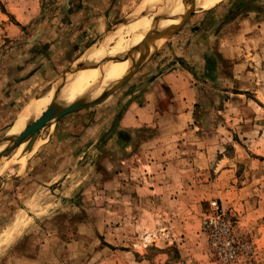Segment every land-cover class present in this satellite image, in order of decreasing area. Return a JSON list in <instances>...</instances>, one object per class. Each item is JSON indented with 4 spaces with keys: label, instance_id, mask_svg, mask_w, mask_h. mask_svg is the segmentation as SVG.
<instances>
[{
    "label": "rangeland",
    "instance_id": "obj_1",
    "mask_svg": "<svg viewBox=\"0 0 264 264\" xmlns=\"http://www.w3.org/2000/svg\"><path fill=\"white\" fill-rule=\"evenodd\" d=\"M165 2L0 0V264H95L127 249L179 264V243L200 264H264V0L196 6L182 23L184 5L105 100L8 149ZM125 114L148 120L123 131Z\"/></svg>",
    "mask_w": 264,
    "mask_h": 264
},
{
    "label": "bare ground",
    "instance_id": "obj_2",
    "mask_svg": "<svg viewBox=\"0 0 264 264\" xmlns=\"http://www.w3.org/2000/svg\"><path fill=\"white\" fill-rule=\"evenodd\" d=\"M143 1V0H142ZM166 0H144V2L150 6V7H154V6H159V4H161L165 9L167 8V2H165ZM172 2H175L174 4H172V6H169V12H171L172 14L170 15V17H167L168 21L166 22L164 19L162 20H159V21H156L153 20V17L150 18H146L145 20H142L141 22H139V19L137 22L139 23H134L133 25H131L126 34L129 33L131 38H130V41L132 42L130 45H127V46H122L121 43H118L116 44L115 47H113L112 51H110V54H119V53H123V52H126V53H129V52H132V50L134 51L132 55L136 56L135 58H133L132 60L131 59H127V60H124V61H109V63L106 64V66H102V67H99L98 69H100V71L98 70L97 73L99 74H90L89 76V73H87V76H85L84 78L82 77L83 75L85 74H78L80 76H77V81H73V80H70V81H73V82H68V84L63 87V90L65 91L68 87V89L66 90L64 96L61 98L62 99V105H72L75 101L77 100H89L90 99H93L94 97L96 96H99L101 93H105L106 90L108 89V86L110 85V83L112 82L113 78H112V74H110L111 72L114 71V73H120V77H118L117 79H114V82L119 80L120 78H122L124 76V74L127 72H129V70L132 68V66L135 64V62L137 61L139 55L141 54L140 51H141V46H142V43L143 41L146 40V37L149 33V31L153 28H155V25H157L159 28H165V27H170L172 25L175 24V21H173V19H176V13L181 11L183 12V9H184V5H185V0L181 1V2H178V4H176L177 2L175 0H171ZM221 0H193V6H201L203 8H211L213 6H215L217 3H219ZM224 1V0H223ZM171 4V3H170ZM143 5V4H142ZM160 5V7H161ZM146 6V5H145ZM139 7V6H138ZM141 7V5H140ZM149 7V8H150ZM159 7V8H160ZM148 8V7H147ZM188 8V7H186ZM145 9V7H144ZM156 9V8H155ZM151 10V9H149ZM161 10V9H160ZM148 11V10H147ZM145 12V11H144ZM156 13H159V12H156ZM155 13V14H156ZM149 14V13H148ZM147 14V15H148ZM154 14V12H153ZM152 14V15H153ZM141 15V14H140ZM158 15V14H156ZM154 16V15H153ZM129 20V19H128ZM122 26V25H121ZM114 33V32H113ZM111 35V34H110ZM121 36V35H119ZM111 37V36H110ZM112 39V38H111ZM123 39V38H122ZM120 40V39H118ZM124 40V39H123ZM122 41V40H121ZM103 43V42H102ZM105 47H102L101 49L99 50H94L92 51L91 53H89V56L87 57V59H91L93 61L97 60L98 59H101L104 55H108L107 54V50L106 48L104 49ZM93 49V48H91ZM95 49V48H94ZM111 50V49H110ZM109 53V52H108ZM125 53V54H126ZM86 54V53H85ZM88 55V54H87ZM131 55V56H132ZM113 57L115 55H112ZM133 56V57H134ZM86 57L84 56V59ZM106 58V57H105ZM115 58V57H114ZM83 59V61H84ZM113 59V58H112ZM110 59V60H112ZM114 60V59H113ZM88 61V60H86ZM101 60H99L100 62ZM91 62V61H90ZM87 63L88 65L90 64ZM97 62V63H99ZM81 63V62H80ZM78 63V64H80ZM83 63H86V62H83ZM106 63V62H105ZM87 64H84V65H87ZM94 64V62H93ZM79 66V65H78ZM91 67V66H90ZM89 67V68H90ZM87 68V67H86ZM85 69V68H84ZM94 69L96 68H93V71ZM116 69V71H115ZM118 69V70H117ZM91 70V69H90ZM82 71V70H81ZM96 71V70H95ZM80 72V71H79ZM76 73V74H77ZM86 73V72H85ZM113 73V74H114ZM77 74V75H78ZM67 75V74H66ZM82 75V76H81ZM116 74H114L115 76ZM81 77L83 79H81ZM67 78V76H66ZM65 79V78H64ZM74 79V77H73ZM76 80V79H75ZM102 95V94H101ZM100 95V96H101ZM57 95L55 96H52L51 99H49V101H46L44 103H39V104H33L31 107H30V110L29 112L35 116H39L41 115L46 109V107L48 106V104L51 102V100L53 101L54 98L56 97ZM59 96V94H58ZM99 96V97H100ZM59 98V97H58ZM58 98H56L58 101ZM54 102V101H53ZM58 103H60L58 101ZM30 114V115H31ZM29 114H26V113H23L22 114V119L24 122H26V120L28 119V117H31ZM33 118V117H32ZM39 118V117H38ZM21 119V118H20ZM21 119V120H22ZM22 121V122H23ZM29 122V121H28ZM20 123V122H19ZM22 124V123H21ZM25 124V123H24ZM23 126V125H22ZM23 133V131H20V133ZM21 135V134H20ZM21 137V136H20Z\"/></svg>",
    "mask_w": 264,
    "mask_h": 264
},
{
    "label": "water",
    "instance_id": "obj_3",
    "mask_svg": "<svg viewBox=\"0 0 264 264\" xmlns=\"http://www.w3.org/2000/svg\"><path fill=\"white\" fill-rule=\"evenodd\" d=\"M192 4H193V0H185V5L188 8L186 9L185 13L183 15H181V20H182L181 22L182 23L187 19V16L190 13V11L192 10V8L196 7V6H193ZM171 14L172 13L169 12V10H167L166 12L158 15L154 20L156 22V21L165 19L167 17H170ZM182 23L179 22L176 25H172L170 27H165V28H159L157 25H155V28H153L149 31V33L146 37V40L143 41L142 46H141L142 49L140 51L141 54L139 55L135 64L132 66V68L129 70V72L127 74H125L122 78H120L119 80L115 81L112 85H110L104 94H102L100 97L93 99L91 101L77 100L72 105H68V106L62 105L58 102L52 103L46 109V113L39 120H37L33 124H29L26 126V128L23 130L24 135H25L23 137V139H19L17 137V134H14L12 136V140H11L12 143L8 149L10 150L13 148L14 145L20 144V143L24 142L25 140H27L28 138H30L33 135V133L38 128H40L44 122H48V121L53 120V119L57 120L58 118H60L62 115L66 114V113L78 111V110L84 109L86 107L92 106L94 104L100 103L101 101L105 100L111 92H113L117 88H119L125 81H127L128 78H130L141 67V65L146 61V59L150 55L151 49L156 45L157 41H159L163 36L171 33L172 31H175L176 29H178ZM133 52L134 51L126 53V54L122 55L121 57H115L114 60L115 61H124L127 59L132 60L133 58L136 57V56L132 55ZM96 68H97V66H96ZM3 154H4L3 152H0V157Z\"/></svg>",
    "mask_w": 264,
    "mask_h": 264
},
{
    "label": "crops",
    "instance_id": "obj_4",
    "mask_svg": "<svg viewBox=\"0 0 264 264\" xmlns=\"http://www.w3.org/2000/svg\"><path fill=\"white\" fill-rule=\"evenodd\" d=\"M141 114H143V113H141ZM141 116L142 115H140V118H137V117H135L134 119L132 118L130 122L126 123L125 121L129 120L128 119L129 117H128V114H125V116L122 118L121 123H120L121 124V127H120L121 130L125 131L127 128H125L124 126H129V125L132 126L131 128H135L133 126H137V124H140L141 122H144L145 120H148V117L144 118V117H141ZM105 122H107V121H105ZM138 208H139V210H143L140 207H138ZM145 213H148V217H149L146 222L151 226L152 225V221H150V218L151 219L155 218V216H156L155 215V211H150V209H148L147 211H145L143 214L140 215V218L142 216L144 217ZM134 218H138L139 219V220H137L138 223L142 220V218L140 220L138 212L135 214ZM139 224H138V228H139ZM137 232H138V230H137ZM178 245L180 246V248H182V250L180 252L181 259L179 260V264H200L199 262L196 261V258L193 255V251H190V253L187 252V249H185L186 248V244L185 243H182V244L179 243ZM130 253L131 252L128 249L127 250L117 251L115 257H112V258L106 259V260L101 259V260L95 262V264H145L146 262H148V263L150 262L151 263V261L147 260L143 255L140 256L139 258H137L135 256V254H133V253L130 254ZM131 258H133V260ZM159 258H162V257H159ZM168 258H169L168 255L164 254V263L163 264H166ZM158 261H159L158 257H155V259H153L152 263L160 264ZM204 264H206V262ZM207 264H213V263H210L208 261Z\"/></svg>",
    "mask_w": 264,
    "mask_h": 264
},
{
    "label": "built area",
    "instance_id": "obj_5",
    "mask_svg": "<svg viewBox=\"0 0 264 264\" xmlns=\"http://www.w3.org/2000/svg\"><path fill=\"white\" fill-rule=\"evenodd\" d=\"M227 244H229V245H230V244H231V243H230V241H227Z\"/></svg>",
    "mask_w": 264,
    "mask_h": 264
}]
</instances>
